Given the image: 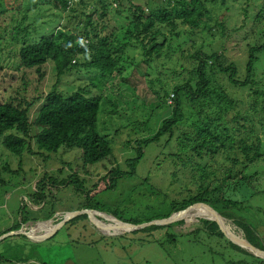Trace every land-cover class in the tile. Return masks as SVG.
<instances>
[{
    "label": "rangeland",
    "instance_id": "374dc122",
    "mask_svg": "<svg viewBox=\"0 0 264 264\" xmlns=\"http://www.w3.org/2000/svg\"><path fill=\"white\" fill-rule=\"evenodd\" d=\"M36 2L37 4L34 5ZM138 2L142 4L140 0ZM218 3H221V0H218ZM262 7L264 0H224L217 13L230 37L221 38L223 43L214 42L206 32L191 35L186 26L180 28L184 29L187 39L189 37L191 41L182 42L181 39L173 38L171 43L173 46L180 43L179 49L187 51L186 54L191 53L199 45L206 53L223 51L228 60L237 63L239 77L242 78L248 47H245L246 43L241 38L246 35L252 16L254 22L258 24L257 29L264 30L262 23L264 21H255L256 13ZM244 12L248 16L246 28L241 27ZM128 15L125 12V17L119 19L117 15H113L110 19L106 18L110 21L102 34L113 31L119 33L120 29H124L129 23L128 17L126 18ZM78 18L80 19L76 17V21ZM209 26L212 27L211 31L215 37L220 38V28L212 22ZM58 27L71 30L74 28L73 21L61 8L49 4L46 0H0V102L2 92L5 90L4 85L9 78V70L18 66L17 54L20 47L34 43L40 37L50 36ZM202 30L199 28L197 31ZM204 39L208 41L206 45L201 44ZM261 40L262 37L257 38L256 42ZM192 41L195 44L193 47ZM177 50H172L168 54L170 59L162 57L152 61V64L157 63L160 64L159 66L145 67L139 62L138 46L129 47L124 54L126 61L121 76L114 75L104 80L102 91L98 85H93L96 81L94 72L83 66L84 58L81 54L72 56V62L76 61V65L77 63L79 65L61 76H57L54 63L50 60L40 67V71L33 69V72L19 68L22 79L15 82L8 90L7 99L17 96L14 94L16 89L25 87L32 90L36 86L38 94L48 93L52 89L69 94L85 88L88 95L102 96L97 116L99 133L106 134L112 141H120L127 137L130 140L140 141L155 134L163 118L170 114L169 105L162 99H156L155 93L159 92L162 95L168 85L180 82L181 77H176L177 71L180 70L178 59H181V63L185 66H188V63L185 58L177 55ZM258 55L260 59L256 62L255 78L264 88V52ZM28 74L34 83L32 87L26 84ZM132 74H135L136 79L145 82L155 81L153 90L145 84H131ZM133 87H136L138 92V94L134 93L136 97L130 95ZM171 92L168 91L167 102L173 97ZM243 97L247 102V108L252 102L249 91H245ZM183 102L184 111L186 113V110L191 111L185 99ZM112 103L117 106L114 113L110 112L109 106ZM131 105H136L137 108H132ZM248 111L252 116L248 118L250 124L255 131L260 128L258 134L264 139V112L260 106L255 111ZM34 116L35 109H30L29 119L32 120ZM35 130V127H31L30 134ZM166 138L167 135L164 134L157 141L143 146V156L135 165L134 171H130L124 159L133 157L135 149H123L121 153H116L115 157L118 160L111 157L107 159L108 162H97L93 167L82 168L80 150L77 148L61 147L56 152H46L31 143L30 147L34 153L14 157L0 146V237L10 231L31 227L30 224L33 222L42 221L44 211L39 207L44 206V201L41 205L34 206L29 200L34 186L38 187L40 184L39 178L46 180L54 177L60 181L70 174H75L81 180L85 178L81 181L83 187L76 180L58 187L52 185V182L44 183V194L49 201L51 200L55 210L53 216L46 221L53 220L57 215L55 223L60 225L55 230V226H52L50 229L54 231L49 235L48 230L44 234L36 233L37 236L30 232L28 235L22 232L0 238V264H260L258 258L249 251H241L233 242L232 247L227 242L226 236L210 235L211 230L201 221L183 219L202 217L199 215L184 216L183 220H176L167 226L164 224L165 227L156 230L139 229L142 227L133 229L116 220L117 218L132 224L135 222L144 224L150 219L151 221L162 219L172 210L173 201L179 200L178 193L186 192L187 181L175 180L173 175L177 173L176 169L182 170L183 175L187 176L184 177L186 179L190 178L192 173H189L190 168L184 161L185 157L174 154L175 139L166 145ZM123 146L124 144H117L115 152H119L118 148ZM43 156L48 158L44 159ZM21 158L22 164L19 165ZM223 158L225 155L221 154L216 157L221 161ZM7 163L10 169L17 171H5L3 167ZM116 163L117 167L123 170L121 175L115 173L101 178ZM18 166L21 169H18ZM83 171L93 176V180H87ZM243 173L248 176V180L242 185H236L228 193L226 191L225 195L234 200L248 198L243 208L236 214L244 217L246 227L261 239L264 246V157L248 164ZM97 179L100 180L97 183L99 189L92 188V184L97 182ZM236 179L234 178L233 182ZM106 183L108 185L112 183L113 186L109 188ZM44 208H48V205ZM203 208L211 211L208 207ZM88 209L91 210L85 212ZM214 209L217 212L219 210L218 207ZM73 211H79L75 216L85 215L75 221H69L74 216L65 220L67 212ZM21 215L28 218V221L20 223ZM229 221L240 234L244 235L241 228L232 220ZM18 225L20 227L15 229ZM37 229L40 230L42 227ZM24 230L29 231L27 228ZM230 234L241 241L233 232Z\"/></svg>",
    "mask_w": 264,
    "mask_h": 264
},
{
    "label": "trees",
    "instance_id": "16d2710c",
    "mask_svg": "<svg viewBox=\"0 0 264 264\" xmlns=\"http://www.w3.org/2000/svg\"><path fill=\"white\" fill-rule=\"evenodd\" d=\"M46 1L68 14L69 19L73 21L74 28L70 30L58 27L50 36L40 37L36 42L20 47L17 54L18 66L9 70V78L4 85L5 90L2 92L0 146L14 157L24 156L25 153H34L30 147L31 143L46 152H56L61 147L77 148L80 150L82 168L93 167L97 162H108L107 159L111 157L118 160L115 157L116 153H121L123 149H135L133 157L124 159L126 166L131 169L130 171H134L135 165L143 156V146L157 141L165 134L167 135L166 145L175 139L174 154L185 157L184 161L190 168L189 173H192L190 176L192 179L184 178L187 176L183 175L182 170L176 169L177 173L173 175V179L187 181L186 192L178 193L179 200L173 201L172 210L163 218L183 210L193 203L203 202L213 209L218 207V213L231 219L241 228L245 238L251 244L264 250L261 239L244 224V217L236 214L243 208L244 202L248 198L234 200L225 195L226 191L228 193L236 185H242L248 180V176L243 173L248 164L264 157V139L258 134L260 128L255 131L248 119L252 118L248 114V110L255 111L260 106L264 112V88L255 78L256 62L260 59L258 54L264 52V30L257 29L258 24L254 22V17H251L246 35L241 38L246 43L245 47H248V53L244 64V75L240 78L237 63L228 60L223 51L206 53L199 45L191 53L186 54L187 51L179 49L181 48L180 43L175 46L171 43L173 38L181 39L182 42L191 41L189 37L187 39L184 29L180 28L185 26L191 35L206 32L214 42L223 43L221 38L230 37V33L226 32L227 28L218 18L220 15L217 13L224 0H221V3H218V0H140L142 4L138 0ZM36 4L37 2L34 3V5ZM125 12L129 14L126 16L129 23L124 29H120L119 33L113 31L114 33L102 34L110 21L106 18L110 19L113 15H117L119 19L125 17ZM76 17H80V19L78 18L76 21ZM247 21L248 16L244 12L241 27L246 28ZM255 21H264V7L256 13ZM210 22L220 28V38L215 37L211 31ZM199 28L203 30L197 31ZM261 37L262 40L256 42L257 38ZM207 43L206 39L201 42L202 45ZM193 45L195 46L192 41V47ZM135 46H138L139 49V62L145 67L147 65L159 66L160 64L157 63L152 64V61L162 57L170 59L168 54L177 49V55L185 58L188 63V66H185L181 63V59H178L180 70L177 71L176 77H181L180 82L168 85L162 95L159 92L155 93L156 99H162L169 105L171 111L168 116L163 118L155 134L140 141L130 140L128 137L120 141H112L106 134L99 133L97 116L102 96L100 94L88 95L85 88L82 91L77 89L69 94H63L58 89L38 94L36 86L32 90L25 87L16 89L14 94L17 96L7 99L8 90L15 82L22 79L19 68L40 71V67L50 60L54 63L57 76H61L79 65L78 63L76 65V61L72 62V56L80 54L84 58L83 66L94 72L96 81L93 85H98L102 91L104 80L114 75L121 76L126 61L124 54L129 47ZM27 77L26 84L32 87L34 83L29 74ZM122 79L124 80V78ZM130 82L131 84H145L151 90L155 85V81L145 82L142 79H136L135 74L130 76ZM169 90L172 91L173 97L167 102ZM245 91H249L252 97V102L248 104L247 108V102L243 99ZM134 93L138 94L136 87H133V92L130 91V95L135 96ZM183 99L191 109V111L186 110L187 113L183 108L185 107ZM131 106L137 108L136 105ZM109 107L111 113L116 111L117 106L113 103ZM30 109H35V116L32 120L29 119ZM230 112H232L231 115ZM31 127L36 128L32 134H30ZM117 144H124L123 147L118 148L119 152H115ZM219 154L225 155L222 161L216 159ZM49 155L47 156L49 157ZM47 156H43V158L47 159ZM197 162L202 164H197ZM21 164L22 158L19 162V165ZM8 168L7 163L3 167L5 171H17ZM18 169L21 167L18 166ZM122 171L116 163L101 178L115 173L121 175ZM83 172L87 180H93L94 177L90 176L87 171ZM234 178L237 179L233 182ZM72 180H76L83 187L81 181H84L85 178L81 180L75 174H70L60 181L54 177L46 180L38 179L40 184L38 187L34 186L29 200L34 206H39L44 201V206L39 207L44 211L42 220L51 218L55 212L51 200L49 201L44 194V183L52 182V185L58 187V185L65 186ZM96 181L91 187L99 189L97 183L100 180ZM106 186L110 188L113 184ZM223 189H225L224 192ZM47 205L48 208H44ZM203 207L206 206L197 204L190 208L189 212H192L191 214H209L208 212H210L215 215ZM84 215L74 216L69 221H75ZM183 219L199 220L211 230L210 235L225 236L213 220L202 217ZM26 221L28 218L21 215L20 223ZM147 221H151V219ZM220 224L221 227H224L222 223ZM19 227L20 225L15 229ZM162 227L165 225L152 224L139 229L156 230ZM227 242L233 247L231 241L227 239ZM234 245L241 251L247 252L240 246ZM255 257L258 258L260 264H264L263 258Z\"/></svg>",
    "mask_w": 264,
    "mask_h": 264
},
{
    "label": "water",
    "instance_id": "95a60500",
    "mask_svg": "<svg viewBox=\"0 0 264 264\" xmlns=\"http://www.w3.org/2000/svg\"><path fill=\"white\" fill-rule=\"evenodd\" d=\"M197 204H202L203 206H206V207L210 208L211 211H213L215 214H217L218 216L224 218L221 214L217 213V212H216L211 206H209L208 204L203 203V202H196V203H193V204L187 206V207H186L185 209H183V210H180V211H177V212H175V213H172L170 216H168V217H166V218L155 219V220H152V221L146 222V223H144V224H132V223H128V222L120 221V220L117 219V218H116V220H117L118 222L122 223V224L136 227V228H134V229H137V228H139V227H143V226H146V225H152V224L164 225V224H169V223H172V222H174V221H176V220L182 219L185 215H187V214L189 213L190 208H192L193 206H195V205H197ZM89 210H91V209L85 210V212H87V211H89ZM95 211H96V210H95ZM78 212H79V211L67 212V213H68V217H66L65 220H68V219H70L71 217L75 216L76 214H78ZM184 212H186V213H185L184 215H181V214L184 213ZM204 218H206V217H204ZM207 219L215 221V222L218 224L220 230L223 232V234H224V235H225V236H226L231 242L237 244V245L240 246L241 248H244V249L248 250L249 252H251V253L254 254L255 256H258V257L264 259V255H257V254H255L253 251H251V249H253V250H257L258 252H262V253H264V250H261V249L257 248L256 246H254L253 244H251L247 239H246V240H247V243H248V245H249V247H250L251 249H247V248H245V247L241 244V241H240V240H238V239H233V238H231V237L228 236V234L226 233V231L221 227L219 221H217L216 219H211V218H207ZM65 220H64V221H65ZM42 221H46V220H42ZM42 221H41V222H42ZM38 222H40V221H38ZM59 225H60V224H59ZM59 225L57 224L56 227L54 228V230H55ZM54 230H53V231H54ZM53 231H52V232H53ZM22 232H24V233H26V234L28 235V233L25 232L24 230H22V228H21L20 230H17V231H10V232L4 234L3 236H1L0 238H2V237H4V236H7V235H12V234H14V233H22ZM47 236H48V235H47ZM43 237H46V236H43ZM39 239H40V238H39Z\"/></svg>",
    "mask_w": 264,
    "mask_h": 264
},
{
    "label": "bare ground",
    "instance_id": "6f19581e",
    "mask_svg": "<svg viewBox=\"0 0 264 264\" xmlns=\"http://www.w3.org/2000/svg\"><path fill=\"white\" fill-rule=\"evenodd\" d=\"M208 212V211H207ZM95 213H97V212H95ZM186 213V212H185ZM185 213H182L181 215H184ZM192 212H189L187 215H185V216H195V215H199V216H202V217H206V218H211V219H216L217 221H219V223H222L223 225H224V227H222L225 231H226V233L228 234V236L229 237H231V238H233V236H231V234H230V232H233V234L234 235H236V236H238L240 239H241V244L245 247V248H247V249H251L250 247H249V245H248V243H247V240L245 239V236L244 235H242V234H240L239 233V231H237L232 225H231V223H230V219H228V218H222V217H220V216H218L217 214H215V215H213V214H211L210 212H208L209 214H191ZM57 217V216H56ZM56 217L53 219V220H50V221H40V222H33L31 225V227H25V228H23V230L24 229H28L29 231L28 232H30L31 230H35L37 227H42V231H46V230H49V228H52V226H56L55 225V220H56ZM67 217H68V214H67ZM122 225H124V226H127V227H129V228H136V227H133V226H129V225H125V224H122ZM221 225V224H220ZM36 227V228H35ZM35 228V229H34ZM125 228V227H124ZM227 230H229L230 232H228ZM25 232H27L26 230H24ZM52 231V230H51ZM44 232L42 233V234H44ZM36 235V234H35ZM37 235H39L38 233H37ZM36 235V236H37ZM233 239H235V238H233ZM251 251H253L255 254H257V255H264V253H262V252H258L257 250H253V249H251Z\"/></svg>",
    "mask_w": 264,
    "mask_h": 264
},
{
    "label": "crops",
    "instance_id": "0c3cea01",
    "mask_svg": "<svg viewBox=\"0 0 264 264\" xmlns=\"http://www.w3.org/2000/svg\"><path fill=\"white\" fill-rule=\"evenodd\" d=\"M55 225H57V223H55ZM55 227H56V226H55ZM51 230H52V229L49 228V231H50L49 234L51 233ZM43 232H44V231H42V229H40V230H38V229L36 230V229H35L34 231L31 230V231H30V234H33V235H35L36 233H38V234H42ZM27 233H29V232H27ZM49 234H48V235H49ZM38 237H39V236H38Z\"/></svg>",
    "mask_w": 264,
    "mask_h": 264
},
{
    "label": "clouds",
    "instance_id": "9594fccd",
    "mask_svg": "<svg viewBox=\"0 0 264 264\" xmlns=\"http://www.w3.org/2000/svg\"><path fill=\"white\" fill-rule=\"evenodd\" d=\"M215 210V209H214ZM216 211V210H215ZM217 212V211H216ZM218 213V212H217ZM224 217V216H223ZM205 219H207V218H205ZM209 220V219H208ZM231 220V219H230ZM234 223V222H233ZM220 229V228H219ZM245 236V235H244ZM246 239V238H245ZM237 245V244H236ZM244 249V248H243ZM260 249V248H259ZM244 250H246V249H244ZM248 251V250H247ZM251 253V252H250ZM254 255V254H253ZM258 257V256H257Z\"/></svg>",
    "mask_w": 264,
    "mask_h": 264
}]
</instances>
